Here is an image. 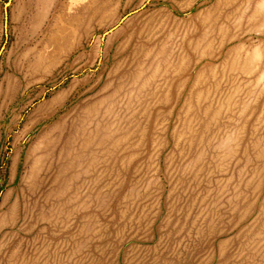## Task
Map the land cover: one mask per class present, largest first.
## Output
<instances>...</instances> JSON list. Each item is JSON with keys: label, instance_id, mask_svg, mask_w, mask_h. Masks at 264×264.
<instances>
[{"label": "rangeland", "instance_id": "rangeland-1", "mask_svg": "<svg viewBox=\"0 0 264 264\" xmlns=\"http://www.w3.org/2000/svg\"><path fill=\"white\" fill-rule=\"evenodd\" d=\"M0 264H264V0H0Z\"/></svg>", "mask_w": 264, "mask_h": 264}]
</instances>
